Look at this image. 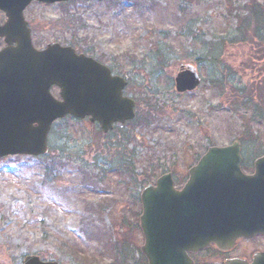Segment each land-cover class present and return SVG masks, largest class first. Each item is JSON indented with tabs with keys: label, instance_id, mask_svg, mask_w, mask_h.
Wrapping results in <instances>:
<instances>
[{
	"label": "rangeland",
	"instance_id": "rangeland-1",
	"mask_svg": "<svg viewBox=\"0 0 264 264\" xmlns=\"http://www.w3.org/2000/svg\"><path fill=\"white\" fill-rule=\"evenodd\" d=\"M120 1L124 6L110 10L96 0L32 2L24 11L36 48L77 42L78 51L102 57L128 79L125 94L139 98V111L154 116L133 129L137 139L126 146L133 153L132 174L102 170L115 151L102 149L106 139L87 118L58 121L55 130L65 126L66 135H49L42 159L59 156L65 141L69 149L61 164L57 160L58 179L43 180L44 160L0 159V264H21L27 254L58 264H146L137 216L145 184L140 180L150 162L157 175L174 172L180 186L209 145L237 139L243 156L264 152V118L257 122L256 108L263 107L264 50L254 31L264 27L258 25L264 0H147L142 9ZM158 46L168 49L154 59ZM187 63L197 67L201 81L197 89L177 93L173 75ZM62 239L68 248L61 247Z\"/></svg>",
	"mask_w": 264,
	"mask_h": 264
},
{
	"label": "water",
	"instance_id": "water-1",
	"mask_svg": "<svg viewBox=\"0 0 264 264\" xmlns=\"http://www.w3.org/2000/svg\"><path fill=\"white\" fill-rule=\"evenodd\" d=\"M31 1L0 0L6 15L0 37L7 43L0 50V158L44 153L49 125L67 114L89 116L104 132L135 115V101L122 94L127 81L105 64L59 43L41 50L32 46L22 11ZM199 82L191 64L180 65L174 75L177 92L193 90ZM52 85L59 87L61 99L50 94ZM206 150L181 189L166 172L141 190L140 250L147 264H193L189 252L210 244L228 249L238 237L264 234V157L256 160L253 174L245 175L237 140ZM22 264L58 263L27 255ZM225 264H264V256Z\"/></svg>",
	"mask_w": 264,
	"mask_h": 264
},
{
	"label": "trees",
	"instance_id": "trees-1",
	"mask_svg": "<svg viewBox=\"0 0 264 264\" xmlns=\"http://www.w3.org/2000/svg\"><path fill=\"white\" fill-rule=\"evenodd\" d=\"M98 2H102V4H104L107 9H112V8H117V7H121V6H124L122 5L121 3L123 1H120V0H98ZM126 2H128L130 5H134L135 8H139V9H142L144 4L147 2V0H126ZM124 3V2H123ZM153 4V2L150 1L149 3V6L151 7ZM148 6V7H149ZM153 8V6H152ZM151 8V9H152ZM262 22H264V18L263 19H258V25L262 24ZM259 27V26H258ZM255 34L259 37V41L261 44H263V47L262 49L264 50V27H259V28H255ZM72 44H75L77 42H71ZM86 43V41H84V44ZM70 44V43H69ZM168 47L165 48V49H162L160 48V46H158V48L156 49L155 53L153 54V58L154 59H158V55L160 54H163L167 51ZM213 60L217 59L216 57H212ZM212 83H216L218 85V88L223 90L222 88L223 85H222V82L221 81H218V80H215V79H212L211 80ZM222 85V86H221ZM235 90V88H234ZM237 93V92H236ZM138 100V103L140 104V100L139 98H137ZM262 101V105L263 107H256L258 111H260L259 115H260V118L257 120V122H260L262 118H264V95H263V98L260 99ZM247 102V99L245 101V103ZM260 103H258L259 105ZM139 108H140V105H138V114H137V117L134 118V120H132L129 124L131 125V127L127 128V129H119L117 130L116 132H114V138L112 139H109L108 138V134L106 135H103V137H105L106 141L102 142L103 144V148H106V149H111V150H114V154L116 155V158H113V159H110V158H107L106 162L104 164H102L101 168L102 170H109V169H112L116 172H118V170H124L125 173H128L131 171V174H132V167H131V162L130 160H128V157L129 158H132V155L130 153L127 154L126 152V149L123 148V145L127 144L126 142H128V140L132 139L134 140L135 139V133L133 132V128L137 125H146L150 122V120H152V117L154 116V114L151 113L150 110H147L145 111L144 113L139 111ZM143 119H147V121H143ZM64 123V120L61 121V124ZM56 126V125H55ZM55 126L54 128L52 129V133H55V131H58L56 136L58 137L59 135V132L61 133L60 136H65V132L64 131H67L64 127H59L58 130H55ZM65 129V130H64ZM108 146V147H107ZM58 148V152H59V156L57 157H46L47 159H42L44 157L42 156H39V157H36L38 158L39 160L43 161L44 160V163H43V166H42V170H43V180H47L50 181V180H55V179H58L60 177V170L62 169V165L60 166L59 164H61V157L62 156H69V149L68 147L66 146V141L62 144V145H59ZM52 149V148H50ZM110 151V150H109ZM57 160L59 161V164L57 162ZM95 164L97 165L98 162H95ZM148 168L147 170L144 171V173L142 174L143 177L142 179L140 180V182H148L151 180V178L156 175L157 173V167L154 165L153 161L150 162L148 164ZM133 176V175H132ZM135 181V180H134ZM43 181H41L42 183ZM43 184V183H42ZM45 184V183H44ZM81 184L82 185H85L87 184L84 179H81ZM96 205V208H100L103 206L101 204H97L95 203ZM91 232H88L86 230V234L87 236L90 234ZM45 236V232H44V235ZM61 243V247H66L68 248V242L65 240V239H62L60 241ZM79 262L80 260L77 259ZM83 264H88L86 262L81 261ZM92 262L89 261V264H91ZM117 264H125L124 263V260L123 261H119Z\"/></svg>",
	"mask_w": 264,
	"mask_h": 264
},
{
	"label": "flooded vegetation",
	"instance_id": "flooded-vegetation-1",
	"mask_svg": "<svg viewBox=\"0 0 264 264\" xmlns=\"http://www.w3.org/2000/svg\"><path fill=\"white\" fill-rule=\"evenodd\" d=\"M3 45V40L0 39V48ZM75 50L80 52L76 48ZM112 74L118 75L114 70ZM262 157H264V153L241 156L242 161L240 169H242L245 175L253 174L256 169V160ZM258 255L262 257L264 256V234L262 233L255 234L249 238H238V240H235L232 243V246L228 247V249L217 248L215 245L211 244L205 250L197 251V253H190V256L194 260V264H225V261L230 258H241L250 263L253 258Z\"/></svg>",
	"mask_w": 264,
	"mask_h": 264
}]
</instances>
